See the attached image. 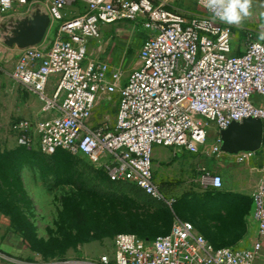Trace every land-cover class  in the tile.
Returning <instances> with one entry per match:
<instances>
[{
	"label": "built area",
	"instance_id": "built-area-1",
	"mask_svg": "<svg viewBox=\"0 0 264 264\" xmlns=\"http://www.w3.org/2000/svg\"><path fill=\"white\" fill-rule=\"evenodd\" d=\"M194 1L198 14L179 8L176 0H0L2 35L31 17L33 5L52 22L47 46L18 54L15 81L40 96L49 115L37 123L18 121L19 143L32 148L38 138L46 155L60 150L80 154L114 183H130L161 199L156 147L177 155L219 157V147L208 146L210 125L222 131L249 117L264 121V42L248 31L243 49L237 34L242 27L213 20L206 0ZM77 2L83 9L71 14ZM121 22L148 31L138 67L127 76L110 62L115 37L105 38L102 29ZM89 40L97 41L91 52ZM51 84L54 90L47 97ZM110 96H117L114 121L95 124L96 109L112 103ZM203 171L207 186L223 189L220 175ZM253 201L258 239L249 250L216 248L192 223L177 220L155 240L118 234L114 257L50 264H256L264 258V181Z\"/></svg>",
	"mask_w": 264,
	"mask_h": 264
},
{
	"label": "rangeland",
	"instance_id": "rangeland-1",
	"mask_svg": "<svg viewBox=\"0 0 264 264\" xmlns=\"http://www.w3.org/2000/svg\"><path fill=\"white\" fill-rule=\"evenodd\" d=\"M38 5L46 9V4ZM79 5L80 2L74 5L76 9L71 14L82 11ZM176 6H187L191 13H200L194 0H176ZM236 26L242 27L237 34L243 49L246 32L262 37L264 0H252L251 14ZM102 29L105 38L115 37L110 62L122 66L127 76L138 67V55L148 31L129 22ZM1 32L2 27L0 252L20 261L41 264L114 257L118 234L164 236L177 220L191 221L198 232L218 247L253 248L258 232L254 201L243 199L237 210V204L227 196L229 187L223 176V189L216 191L207 186L203 169L200 171L194 164L182 165L172 159L161 164L155 162L156 181L163 198L154 199L130 183H114L102 167L91 165L80 154L60 150L55 155H46L39 148L38 138L32 148H24L17 138L16 123L24 119L37 123L49 115L43 113L42 98L15 81L20 50L9 47ZM51 36L49 31L39 47L47 46ZM96 42L89 40V52ZM109 98L112 103L96 109L95 124L107 119L114 121L117 96ZM256 264H264V258Z\"/></svg>",
	"mask_w": 264,
	"mask_h": 264
},
{
	"label": "crops",
	"instance_id": "crops-1",
	"mask_svg": "<svg viewBox=\"0 0 264 264\" xmlns=\"http://www.w3.org/2000/svg\"><path fill=\"white\" fill-rule=\"evenodd\" d=\"M79 7L82 8L83 5L80 3ZM73 9L76 8L73 7ZM1 39H4V37ZM256 39L264 42V39L259 35ZM53 90L54 84L50 86L46 96L50 97ZM232 127H234L232 143L229 149L225 150L224 133ZM208 146L211 149L215 146L219 147L221 150L219 157L192 153L177 155L171 149L156 147L154 162L161 164L172 159L173 162L182 165L194 164L200 171L207 169L211 172H217L228 183L227 196L237 204L235 207L238 210L241 208L239 204L244 203L241 202L243 199L252 201L253 195L264 181V121L249 117L241 122L232 123L222 131H219L216 125H210L208 129ZM244 154H253V156L250 159H244ZM257 239L258 232L256 233ZM15 261L18 260L0 252V264H15Z\"/></svg>",
	"mask_w": 264,
	"mask_h": 264
},
{
	"label": "water",
	"instance_id": "water-1",
	"mask_svg": "<svg viewBox=\"0 0 264 264\" xmlns=\"http://www.w3.org/2000/svg\"><path fill=\"white\" fill-rule=\"evenodd\" d=\"M51 24V18L37 9L31 17L14 24L9 35L2 36L5 37L4 41L9 47L16 46L19 50H25L42 44L49 33ZM233 135L234 127L224 133L225 150L229 149Z\"/></svg>",
	"mask_w": 264,
	"mask_h": 264
},
{
	"label": "clouds",
	"instance_id": "clouds-1",
	"mask_svg": "<svg viewBox=\"0 0 264 264\" xmlns=\"http://www.w3.org/2000/svg\"><path fill=\"white\" fill-rule=\"evenodd\" d=\"M205 6L213 20L240 25L251 14L252 0H206Z\"/></svg>",
	"mask_w": 264,
	"mask_h": 264
},
{
	"label": "trees",
	"instance_id": "trees-1",
	"mask_svg": "<svg viewBox=\"0 0 264 264\" xmlns=\"http://www.w3.org/2000/svg\"><path fill=\"white\" fill-rule=\"evenodd\" d=\"M29 2L30 1H34V0H28ZM239 55L241 54L240 52L238 53ZM24 148H27V149H30L29 147H24ZM142 191V190H141ZM217 191V190H216ZM186 222H190V223H192L191 221H186ZM193 224V223H192ZM194 225V224H193ZM128 234H130V233H128ZM202 234V233H201ZM135 235H137V234H135ZM167 235V234H166ZM202 235H204V234H202ZM137 236H139L140 238H142V239H150V240H155L156 238H158V237H160V236H158V237H144V236H141V235H137ZM206 238H207V240L213 245V246H215L216 248H223V247H218V246H216L206 235H204Z\"/></svg>",
	"mask_w": 264,
	"mask_h": 264
}]
</instances>
